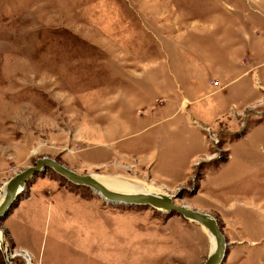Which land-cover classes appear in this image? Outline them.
I'll return each mask as SVG.
<instances>
[{
    "label": "rangeland",
    "instance_id": "1",
    "mask_svg": "<svg viewBox=\"0 0 264 264\" xmlns=\"http://www.w3.org/2000/svg\"><path fill=\"white\" fill-rule=\"evenodd\" d=\"M259 128L264 0H0V194L49 155L211 212L220 264H264ZM0 226L11 264H202L212 246L196 220L52 167Z\"/></svg>",
    "mask_w": 264,
    "mask_h": 264
},
{
    "label": "water",
    "instance_id": "2",
    "mask_svg": "<svg viewBox=\"0 0 264 264\" xmlns=\"http://www.w3.org/2000/svg\"><path fill=\"white\" fill-rule=\"evenodd\" d=\"M47 167L54 168L57 172L77 184H84L92 187L93 190L100 193L107 201L114 203L120 202L126 205L151 204L167 212L176 211L189 219L196 220L205 225L216 236V247L210 250L208 257L202 264H220L226 255L228 246L227 237L218 219L211 212L192 207L188 203H179L175 200V194L169 192L152 189H146L147 191H126L110 188L96 178L93 175L95 173L76 171L57 158L49 155H43L37 158L34 164L16 172L7 180L5 184V195L0 202V219L5 215L8 208L24 189L26 182L37 174V172ZM0 228L2 229L0 247L6 256L8 264H11L12 261L9 258L4 229L1 226Z\"/></svg>",
    "mask_w": 264,
    "mask_h": 264
},
{
    "label": "bare ground",
    "instance_id": "3",
    "mask_svg": "<svg viewBox=\"0 0 264 264\" xmlns=\"http://www.w3.org/2000/svg\"><path fill=\"white\" fill-rule=\"evenodd\" d=\"M96 178H98L100 181H102L105 185H107L110 188H114L117 190H126V191H147V188L145 184L131 180L129 178L125 177H111V176H96V174H93ZM6 185L3 187V191L0 194V202L2 201L4 195H5ZM203 225V224H202ZM208 234L210 235L212 246L211 250H213L216 247V236L206 227L203 225ZM0 235L2 233V229L0 228Z\"/></svg>",
    "mask_w": 264,
    "mask_h": 264
},
{
    "label": "crops",
    "instance_id": "4",
    "mask_svg": "<svg viewBox=\"0 0 264 264\" xmlns=\"http://www.w3.org/2000/svg\"><path fill=\"white\" fill-rule=\"evenodd\" d=\"M256 127H259V126H256ZM256 127L253 128L252 130H250V132H249L248 134H246V136H244L243 138L248 137L249 134H251V133H253L254 131H256ZM259 130H264V128H259ZM238 141H239V140H236V141H233V142L230 143L231 151H232V146H233L234 142H238ZM259 146H260L261 148H264V139H263V136H262L261 140L259 141ZM231 156H232V154H231Z\"/></svg>",
    "mask_w": 264,
    "mask_h": 264
}]
</instances>
